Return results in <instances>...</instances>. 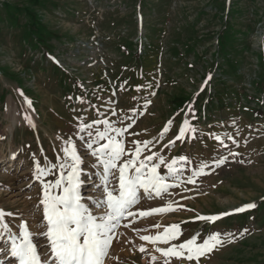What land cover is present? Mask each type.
<instances>
[{
  "label": "rangeland",
  "instance_id": "1",
  "mask_svg": "<svg viewBox=\"0 0 264 264\" xmlns=\"http://www.w3.org/2000/svg\"><path fill=\"white\" fill-rule=\"evenodd\" d=\"M184 119L197 129L195 138L186 133L165 148ZM104 120L127 129L118 137L126 149L152 142L141 159L188 158L176 165L184 183L155 198L141 189L133 209L171 202L178 210L122 220L105 264H153L152 255L162 264L139 237L171 224L183 233L177 244L197 234L198 243L210 233L225 241L235 234L200 264H264V0H0V210L13 234L21 221L44 231L43 184L59 177L68 141L83 160L82 179L102 171L85 155L87 130L80 126L103 130ZM202 162L209 166L192 177ZM37 164L48 170L40 179ZM159 171L168 177L166 165ZM249 203L256 207L234 211ZM224 212L232 215L215 224L195 220ZM2 236L0 264H8L7 231ZM37 251L42 259L47 254L39 245Z\"/></svg>",
  "mask_w": 264,
  "mask_h": 264
},
{
  "label": "snow or ice",
  "instance_id": "2",
  "mask_svg": "<svg viewBox=\"0 0 264 264\" xmlns=\"http://www.w3.org/2000/svg\"><path fill=\"white\" fill-rule=\"evenodd\" d=\"M207 79L210 80L211 76ZM28 103L31 106V102L28 101ZM188 111L195 118V112L190 106ZM102 123L103 130H94L93 125L88 123L80 126L81 132L87 130L86 144L90 153L85 155L90 154L95 158L93 167L102 168V171L93 174L99 177V182L92 181V188L88 191H98L101 195L96 198L91 195L86 197L82 192V188L89 183L90 178L84 176L82 179L83 160L77 153L75 145L68 141L69 146L63 149L65 161L59 165L61 169L59 177L54 182L49 181L43 184V198L40 202L43 206V221L40 227L44 231L31 232L27 222L21 221L18 233L13 234L9 230V225L4 222L5 212L0 210V224H3L4 229L7 230L8 253L12 258L8 260V264H105V258L108 256L116 230L122 220L128 217L135 218L137 215L140 218H147L153 214L178 210L170 202L164 207L133 211L134 207L140 203L141 189L147 197L155 198L162 197V194L170 195V188L178 186V183H184L185 181L180 179V169L176 165L179 161L187 162L188 158L181 156L172 159L171 162H166L165 157L152 153L141 159L144 149L148 148L151 141H132L134 147L126 149L123 140L118 137H122L127 129L116 128L107 120ZM172 123L171 119L167 122L160 133V138L170 131ZM196 132L197 129L190 124L189 120L184 119L175 140H170L164 147L168 148L177 140H183L186 133H191L195 138ZM228 138L232 139L231 136ZM214 139L224 144L219 135H214ZM230 154L237 155V153ZM225 159L218 160L216 167L224 164ZM161 165H166L168 177L173 178V183H168V177L160 174ZM208 166L202 162L199 169L192 173V177L203 174L204 168ZM46 171L48 170L40 168L37 164L36 178L40 179ZM192 177L188 178L187 183H195ZM113 178L118 181V187L112 183ZM255 207V203H249L234 211L242 213ZM94 209L101 210L100 214H96ZM187 210L191 211V209ZM7 215L12 216L13 214L7 213ZM229 215L232 213L197 215L195 220L215 224ZM153 227L160 228V225L155 224ZM247 231V229L244 230L245 233ZM182 234L179 224H171L156 235H141L139 238L153 246L154 252L159 253L162 264H173V259L178 264H192V262L200 264L202 257H207L213 251L223 247L226 242H234L232 237L235 235L227 233L228 240L225 241L220 232L210 233L206 239L198 243L197 234L178 244L173 243L179 240ZM41 237L44 238L43 243H40ZM38 245L47 251L43 259L37 251ZM161 245L166 247H161ZM139 251L143 253L146 249L141 245ZM157 259L156 255L151 256L153 264Z\"/></svg>",
  "mask_w": 264,
  "mask_h": 264
},
{
  "label": "bare ground",
  "instance_id": "3",
  "mask_svg": "<svg viewBox=\"0 0 264 264\" xmlns=\"http://www.w3.org/2000/svg\"><path fill=\"white\" fill-rule=\"evenodd\" d=\"M14 154H15V153L13 152L12 155H14ZM2 158H3V157H2ZM0 160H1V158H0ZM2 160H3V159H2ZM5 161H6V160H3V161H1V162L4 163ZM1 162H0V163H1ZM94 179H95V178H94ZM96 181H97V180H96ZM125 232H126V231H125ZM1 235H5V233H3L2 230H0V236H1ZM2 239H3V238H2Z\"/></svg>",
  "mask_w": 264,
  "mask_h": 264
}]
</instances>
